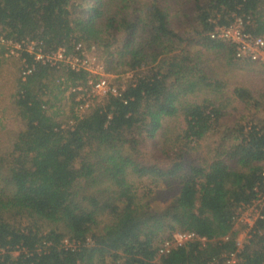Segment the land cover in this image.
Segmentation results:
<instances>
[{"label":"trees","instance_id":"obj_1","mask_svg":"<svg viewBox=\"0 0 264 264\" xmlns=\"http://www.w3.org/2000/svg\"><path fill=\"white\" fill-rule=\"evenodd\" d=\"M192 1L186 18L196 24L193 47L235 58L232 46L210 39L212 21L230 25L243 18L248 31L264 37V0ZM165 4L0 0V37L6 41H38L47 52L82 42L104 50L108 74H134L121 96L74 113L64 126L51 111L67 92L77 105L70 90L85 85L87 74L24 55L35 70L24 79L20 63L10 97L23 128L0 141V264H223L222 255L235 250L233 218L261 181L264 130H229L224 141L230 133V147L221 145L210 161L197 165L190 157L225 113L211 99H190L214 85L204 73L203 54L183 48ZM5 51L0 46V54ZM235 96L252 100L244 88ZM172 120H182L184 129ZM145 142L162 163L139 158ZM164 184L174 190L178 184V195L156 210L151 196ZM177 232L208 243L189 242L158 256ZM261 242L244 252L240 264H264Z\"/></svg>","mask_w":264,"mask_h":264},{"label":"rangeland","instance_id":"obj_2","mask_svg":"<svg viewBox=\"0 0 264 264\" xmlns=\"http://www.w3.org/2000/svg\"><path fill=\"white\" fill-rule=\"evenodd\" d=\"M207 0H201V2ZM202 2V3H203ZM165 7L169 8L171 14L172 27L180 34L183 39V48L188 45L191 47V53L203 54V68L207 77H210L214 86L206 87L197 95L191 97L198 103H203L211 99L217 106L223 107L225 117L220 120L216 129H214L200 145L193 147L190 157L197 165L210 161L215 157L217 151L221 150V145L230 147L229 139L224 141L225 134L229 130L237 131L241 126L248 127L257 125L264 130V66L248 61H240L231 58L227 51H206L201 47H193L192 41L197 39L194 30L196 24L186 18L191 15L194 9L193 1L190 0H165ZM204 4V3H203ZM191 43V45H190ZM3 46V45H0ZM101 60L106 64V55L104 50L95 46ZM4 55L0 54V141L4 142L8 139V135L13 132L20 131L23 126L17 117L11 111V94L14 91V82L20 75V61L18 58L11 56L7 49ZM143 69L142 72H147ZM133 72H126L119 75H113L112 82L117 88L124 89L133 79ZM216 82L219 87H216ZM244 88L252 93L250 103H244L236 98L235 90ZM63 100L51 114L57 113V119L62 125H71L73 123L74 113L82 114L78 111L77 105L74 107L71 94L67 92L63 96ZM104 99L96 100L92 103L93 108L97 103L100 104ZM53 101V100H52ZM91 110V109H90ZM90 112V111H89ZM174 126L179 127V131L184 129L182 120L177 123L175 120L170 121ZM174 135V134H173ZM140 156L143 161L150 164L159 165L162 163L161 158L154 157L155 150L149 142L142 143L140 146ZM149 181L144 186L147 187ZM178 184H174L175 190L164 184L156 189L151 196L152 207L156 210H163L178 195ZM71 246V244H68ZM256 245V244H255ZM253 245V246H255ZM252 246V247H253ZM251 247V248H252ZM260 247V246H258Z\"/></svg>","mask_w":264,"mask_h":264},{"label":"built area","instance_id":"obj_3","mask_svg":"<svg viewBox=\"0 0 264 264\" xmlns=\"http://www.w3.org/2000/svg\"><path fill=\"white\" fill-rule=\"evenodd\" d=\"M214 29L208 34L210 39L232 46L235 58L264 66V37L256 36L247 29L249 22L243 18H236L230 25H219L212 21ZM0 45L6 47L8 53L21 58L22 76L26 79L35 70L30 67L24 55L30 56L35 63L52 68H67L74 72L87 74L85 85L70 90L76 94L77 109L84 115L96 100L109 96H121V91L112 82L113 75L107 73L105 63L98 55L95 46L88 47L80 42L75 43L72 50L59 47L47 52L43 44L38 41L23 40L21 42L6 41L0 37ZM255 195L248 203L241 204L233 218L235 250L222 255L223 264H240L244 252L261 240L264 244V164L261 169V181L254 188ZM231 234L223 240H229ZM189 242L208 243L206 237L195 233L177 232L170 239L165 240L159 248L158 256L168 254L172 249L185 246ZM68 246L69 241H65ZM261 244V245H262Z\"/></svg>","mask_w":264,"mask_h":264}]
</instances>
